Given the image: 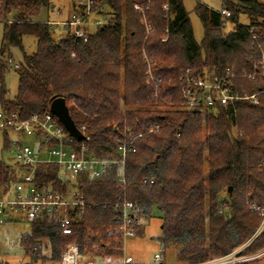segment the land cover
I'll return each instance as SVG.
<instances>
[{
	"label": "trees",
	"instance_id": "1",
	"mask_svg": "<svg viewBox=\"0 0 264 264\" xmlns=\"http://www.w3.org/2000/svg\"><path fill=\"white\" fill-rule=\"evenodd\" d=\"M76 1L72 6L81 13ZM196 2L194 12L203 27L200 43L183 0H92L90 15L105 22L93 31L83 28V36L73 34L69 24L56 27L35 18L41 8L50 9L51 0H0L1 53L10 46L21 48L24 35L36 39L35 52H23L12 99L5 97L1 85L0 107L28 117L43 113L55 97H64L71 119L88 137L76 141L97 157L115 156V127L139 133L159 126L134 142L136 149L125 160L124 186L117 183L116 165L98 178L86 173L74 177L86 207L72 234H62L52 220L30 222L31 236L24 235L22 241L35 259L56 261L69 239H75L81 259L109 260L120 254L122 237L113 206L122 199L135 205L137 220L158 214L157 240L163 248L175 245L182 263L227 253L256 229L259 216L246 200L264 204V172L258 167L264 160V93L256 95L255 104L237 100L234 108L220 106L207 115L179 107L177 86L179 70L186 67L252 71L259 51L248 30L254 29L264 47V1L221 0L230 12L227 18ZM241 14L248 23L239 22ZM143 17L152 27L148 35ZM226 21L233 23L228 31L223 29ZM142 51L154 76L162 80L157 97L146 83ZM4 68L0 60L1 80ZM236 86L250 95L264 89V80L241 78ZM10 143L4 131V146ZM17 171V164L0 160V187L8 188ZM34 179L61 191L71 185L52 163L38 164ZM42 239L45 245H40ZM262 246L264 230L247 251Z\"/></svg>",
	"mask_w": 264,
	"mask_h": 264
},
{
	"label": "built area",
	"instance_id": "2",
	"mask_svg": "<svg viewBox=\"0 0 264 264\" xmlns=\"http://www.w3.org/2000/svg\"><path fill=\"white\" fill-rule=\"evenodd\" d=\"M91 3L92 0H77L75 5L77 9L82 8L81 13H73L66 21L49 23L61 26L69 24L73 34L83 36L84 27L82 25L88 23ZM134 7L137 11L143 12L144 10L139 5ZM218 12L225 18L230 16L226 7H222ZM104 22L105 20L100 18L95 20L97 25ZM141 23L145 28V35H148L152 31L151 25L144 17ZM253 30L251 28L248 32L259 53L253 61L252 71L238 74L230 66L219 72H212L208 69L195 71L192 67L181 69L178 73L179 84L177 86L179 107L208 115L216 113L220 106L231 105L234 108L237 100L257 103L256 95L264 93V89L247 95L244 92L241 93L236 86V80L241 78L253 81L259 77L264 80V47ZM141 55L147 65L146 83L153 87V97H157L162 80L154 76L147 54L142 51ZM160 98L163 97L160 96ZM0 129L6 132L12 131L18 135V139L13 141L12 146L15 150V164L21 168V171L15 172L8 188L0 187V223L4 222L5 218L11 219L13 213H18L28 222L52 220L59 226L62 234L70 235L72 227L82 221L86 207L85 200L75 183L72 182L74 177L79 173H86L98 178L116 165L118 167L117 183L121 187L124 186L125 160L128 153L135 151L134 142L144 134L158 130L159 126H149L146 131L139 133H134L126 127L121 130L115 127L117 133L112 137L116 153L114 157H97L90 151L88 145L83 142L78 143L76 141L78 139L66 131L62 123L50 111L49 106L43 113L32 114L28 117H21L17 111L0 107ZM78 129L82 132L80 128ZM234 133L239 134L240 131L234 127ZM25 137H29V141L24 142ZM84 139L87 140L88 137L84 136ZM40 163L56 164L62 175L71 181V185L65 191L52 186L38 185L34 179V172ZM258 167L264 172V160L259 162ZM246 203L248 209L259 216L258 225L248 239L222 255L182 264H248L264 257V246L247 251V247L264 230V204H257L248 199ZM113 210L118 220L117 230L121 237L125 239L136 236L139 220L136 219L135 205L129 200L122 199L114 203ZM38 262L39 264H163L162 256L158 253L153 255L151 263H137L130 255H122L120 258L113 256L109 260L94 259L90 256L81 259L75 239L66 241L56 261L38 260Z\"/></svg>",
	"mask_w": 264,
	"mask_h": 264
},
{
	"label": "rangeland",
	"instance_id": "3",
	"mask_svg": "<svg viewBox=\"0 0 264 264\" xmlns=\"http://www.w3.org/2000/svg\"><path fill=\"white\" fill-rule=\"evenodd\" d=\"M54 4L53 8L47 10L41 8L36 19L38 20H62L71 18L73 0H51ZM197 0H183L185 9L188 12L190 23L193 30L195 40L200 43L203 38V27L199 17L194 12ZM200 3L207 7L219 10L223 7L221 0H199ZM264 1V0H261ZM8 17H12V14ZM97 15H90L88 23L82 26L88 31H93L97 28L95 20ZM239 22L248 23V19L244 14L239 16ZM3 20L0 19V60L5 64V68L2 73L1 85L7 90L6 98L12 99L16 93L18 85V69L23 62V52L26 54H32L36 50V39L33 35H24L22 37L21 45L10 46L8 49L1 53V42L3 36ZM233 23L226 21L224 23V31H228L232 28ZM57 27V26H56ZM59 27V26H58ZM63 32H55V36L61 35ZM11 61L10 63L8 61ZM7 139L10 140V144L4 146V131L0 129V160L13 165L16 163L15 150L13 141L18 139V135L15 132L7 131ZM29 141V137H25L24 142ZM12 218L7 219L0 223V264H39L38 259H35L32 255L27 253L26 244L22 241L24 235L31 236V224L25 220L20 214L13 213ZM161 219L158 214H155L149 219L139 220L138 234L131 238H121L120 247L118 248L120 254L114 255L120 258L122 255H130L137 263H151L153 261V255L158 253L162 256L163 264H182L177 258V247L175 245H169L163 248L157 240V236L160 233ZM47 242L45 239L40 240V245H45ZM46 252V250H43ZM248 264H264V257L257 261Z\"/></svg>",
	"mask_w": 264,
	"mask_h": 264
},
{
	"label": "water",
	"instance_id": "4",
	"mask_svg": "<svg viewBox=\"0 0 264 264\" xmlns=\"http://www.w3.org/2000/svg\"><path fill=\"white\" fill-rule=\"evenodd\" d=\"M54 4L50 5L53 8ZM50 111L57 117V119L62 123L66 131L76 139H84L82 132L76 127L73 120L70 117L68 106L66 104L65 98L62 96L55 97L49 105Z\"/></svg>",
	"mask_w": 264,
	"mask_h": 264
},
{
	"label": "crops",
	"instance_id": "5",
	"mask_svg": "<svg viewBox=\"0 0 264 264\" xmlns=\"http://www.w3.org/2000/svg\"><path fill=\"white\" fill-rule=\"evenodd\" d=\"M71 8H72V13H71V15L73 14V13H75L76 12V9L71 5ZM71 17V16H70ZM70 19V18H69ZM69 19H67V20H69ZM97 19H98V17H97ZM49 20V19H48ZM62 21H66V19H62V20H49V22H62ZM54 25H56L57 27L59 26V27H61V25L60 24H54Z\"/></svg>",
	"mask_w": 264,
	"mask_h": 264
}]
</instances>
